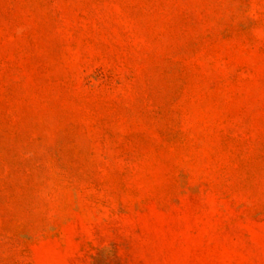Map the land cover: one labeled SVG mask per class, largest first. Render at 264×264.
I'll return each mask as SVG.
<instances>
[{"label":"rangeland","instance_id":"rangeland-1","mask_svg":"<svg viewBox=\"0 0 264 264\" xmlns=\"http://www.w3.org/2000/svg\"><path fill=\"white\" fill-rule=\"evenodd\" d=\"M0 264H264V0H0Z\"/></svg>","mask_w":264,"mask_h":264}]
</instances>
